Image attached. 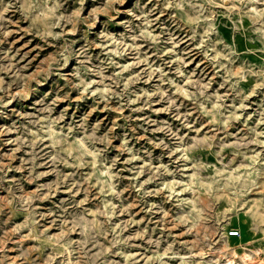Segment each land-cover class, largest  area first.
<instances>
[{"label":"rangeland","instance_id":"rangeland-1","mask_svg":"<svg viewBox=\"0 0 264 264\" xmlns=\"http://www.w3.org/2000/svg\"><path fill=\"white\" fill-rule=\"evenodd\" d=\"M229 260L264 264V0H0V264Z\"/></svg>","mask_w":264,"mask_h":264},{"label":"built area","instance_id":"built-area-1","mask_svg":"<svg viewBox=\"0 0 264 264\" xmlns=\"http://www.w3.org/2000/svg\"><path fill=\"white\" fill-rule=\"evenodd\" d=\"M240 234H241L240 229H231V230L229 231V236H232V237H237V236H239ZM231 262H232V263H231ZM228 264H235V263H234V261L229 260V261H228Z\"/></svg>","mask_w":264,"mask_h":264},{"label":"bare ground","instance_id":"bare-ground-1","mask_svg":"<svg viewBox=\"0 0 264 264\" xmlns=\"http://www.w3.org/2000/svg\"><path fill=\"white\" fill-rule=\"evenodd\" d=\"M255 9V8H254ZM239 219H242L244 222H245V225H246V217H239ZM244 229H245V227H244ZM246 230V229H245ZM240 236V235H239ZM246 236H248V239L249 238H251L252 236H253V234L252 233H250V232H247V230H246ZM237 254V253H236ZM249 254V253H248ZM230 258V257H229ZM228 258V259H229ZM196 259V258H195ZM215 259V258H214ZM71 260V259H70ZM227 260V259H226ZM222 263V262H221ZM232 263V262H231Z\"/></svg>","mask_w":264,"mask_h":264}]
</instances>
